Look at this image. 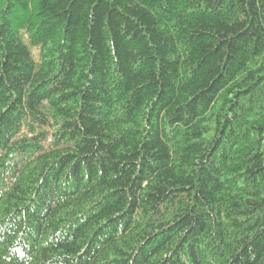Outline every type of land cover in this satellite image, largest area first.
I'll use <instances>...</instances> for the list:
<instances>
[{
    "label": "trees",
    "instance_id": "obj_1",
    "mask_svg": "<svg viewBox=\"0 0 264 264\" xmlns=\"http://www.w3.org/2000/svg\"><path fill=\"white\" fill-rule=\"evenodd\" d=\"M0 264H264V0H0Z\"/></svg>",
    "mask_w": 264,
    "mask_h": 264
}]
</instances>
